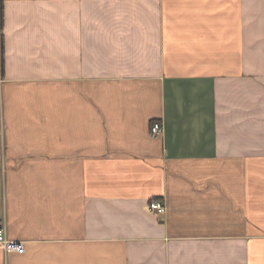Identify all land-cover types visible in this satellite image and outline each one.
I'll return each mask as SVG.
<instances>
[{"label":"crops","instance_id":"0c3cea01","mask_svg":"<svg viewBox=\"0 0 264 264\" xmlns=\"http://www.w3.org/2000/svg\"><path fill=\"white\" fill-rule=\"evenodd\" d=\"M0 226V264H264V0H0Z\"/></svg>","mask_w":264,"mask_h":264},{"label":"built area","instance_id":"2783aa9c","mask_svg":"<svg viewBox=\"0 0 264 264\" xmlns=\"http://www.w3.org/2000/svg\"><path fill=\"white\" fill-rule=\"evenodd\" d=\"M162 130V124L159 122H154L151 125L149 132L152 137H157L161 135ZM147 210L156 216H162L166 214V206L164 201L162 200H151L150 202H148ZM0 244L3 246L6 253L20 254L24 252V246L22 242L9 240L6 237L5 230L2 226H0Z\"/></svg>","mask_w":264,"mask_h":264},{"label":"trees","instance_id":"16d2710c","mask_svg":"<svg viewBox=\"0 0 264 264\" xmlns=\"http://www.w3.org/2000/svg\"><path fill=\"white\" fill-rule=\"evenodd\" d=\"M2 49H3V45H2ZM1 63H2V67H3V58H2V61H1Z\"/></svg>","mask_w":264,"mask_h":264}]
</instances>
